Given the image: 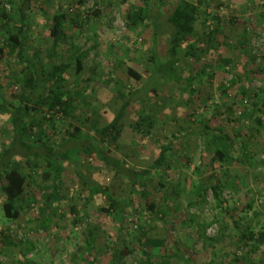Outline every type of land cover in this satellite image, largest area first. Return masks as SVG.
I'll use <instances>...</instances> for the list:
<instances>
[{
  "label": "rangeland",
  "instance_id": "374dc122",
  "mask_svg": "<svg viewBox=\"0 0 264 264\" xmlns=\"http://www.w3.org/2000/svg\"><path fill=\"white\" fill-rule=\"evenodd\" d=\"M20 1L0 0V12L5 8L13 17L12 23L18 26L21 21L15 15L14 7L20 5ZM60 1L67 6L70 15L67 36L59 47V56L48 65L62 61L73 65L63 83L75 94L77 110L75 118L59 119L53 127L48 120L51 114L39 109L36 117L42 121V129L48 135L42 138L51 142L61 141L70 123L93 134L97 127L111 122L126 95L141 87L154 70L153 50L156 49L161 60H167L174 33L168 18L179 0ZM145 1L151 5V18L129 30L126 10L144 6ZM36 3L28 18L25 51L32 60L47 54L50 42L46 31L56 11L54 0H36ZM207 11L217 16L213 25L220 26L222 32L219 47L202 54L199 59L189 58L179 64L182 80L162 77L156 83L157 92L152 102H135L119 124L124 136L118 146H113L132 166L148 168L176 133L179 138L170 152L172 168L155 171L144 193L131 196L120 177L103 164L81 156L74 161L61 158L74 180L62 179L57 191L53 179L46 180L43 173L33 171L21 162L33 184L27 187L23 212L14 221L2 212L0 190V264H141L145 256L149 264H214L223 252L233 248L238 230L230 218L225 219L226 213L218 206L211 189L207 192L206 203L197 202L192 206L189 202L192 198L196 201V196L188 192L195 183L213 182L214 175L224 184L221 196L224 206L241 207L252 201L248 219L241 223L249 222L257 232L260 231L264 224V129L255 121L230 123L227 120L226 104H233L241 83L229 89L227 94L221 91L219 83L228 85L237 75L246 80L249 95L259 91L255 99L262 111L257 116H261L264 123V73L259 71V66L264 63V0H209ZM153 22L158 24V35H155ZM1 27L0 22V46L6 44ZM224 43L233 54L229 65L221 60ZM75 53L86 54L80 74L75 73ZM64 55L67 56L65 59L62 58ZM129 67L143 75L140 82L129 78ZM228 68L230 71L226 70ZM198 69L206 73H200ZM25 72H30L25 62L8 54L0 60V85L9 103L20 102L28 93L20 81ZM190 73L196 75L193 86L207 99L205 110H198L197 117L189 115L194 99L184 76ZM240 99L236 104L238 111H250L254 107L248 98L243 102ZM214 106L220 107L221 116L210 123L226 125L233 137H238L232 149L235 158L209 169L212 149L208 141L212 136L204 129V122L209 121ZM144 111L154 113L157 124L150 134L142 137L133 129L138 115ZM14 135L10 116L0 114V153L10 145ZM26 139L30 144L39 145L38 129L32 130ZM248 142L249 148H244ZM240 155L242 161L236 160ZM198 165L203 166L199 171ZM182 180L187 181L186 187L181 184ZM99 184L109 185L120 197L117 212L107 217L99 212L106 201L97 191ZM159 190L170 205L166 217L147 212V205L156 198ZM129 198L133 199V206L128 203ZM73 207L78 211L74 213ZM42 214L49 219L50 229L39 226V221L35 220ZM224 221L230 228L225 227ZM201 226L205 228L204 237L200 234ZM91 229L94 233L92 243L88 236ZM5 230H9L15 244L3 242ZM135 235L147 239L148 244L141 248ZM126 240L133 252L121 260L114 256L113 248H122ZM29 243L35 244L31 251L28 250ZM89 247L95 251H90ZM247 250L248 247H243L238 251L243 264H264V244L254 253L248 254Z\"/></svg>",
  "mask_w": 264,
  "mask_h": 264
},
{
  "label": "trees",
  "instance_id": "16d2710c",
  "mask_svg": "<svg viewBox=\"0 0 264 264\" xmlns=\"http://www.w3.org/2000/svg\"><path fill=\"white\" fill-rule=\"evenodd\" d=\"M20 5L14 7V13L21 21V25L12 23V16L3 8L0 12L1 34L6 44L0 46V60L8 54L10 57L17 59L20 62L27 63L29 73L25 72L20 81H23L24 87L28 90L26 95L21 97L18 103L8 102L2 92L0 85V114L9 115L12 121V126L15 132L14 138L10 145L0 153V190L3 195L2 212L4 216L12 221L17 220L23 212V200L27 187L32 186L31 175L24 172L21 162H25L33 171L43 173L46 180H54V190H58L59 183L62 179L71 178L73 175L63 166L61 158L73 160L77 156L91 160L96 163H101L106 166L116 177H120L126 183V190L129 195L142 194L145 188L151 182L155 171H166L172 168L170 162V152L173 149L174 141L179 136L174 133L172 139L162 147L159 156L154 160L153 164L148 168H137L132 166L126 159L120 156L113 146H118L124 134L119 124L125 117L128 109L132 108L137 101L152 102L153 95L157 92V82L162 78L182 80L183 76L178 73V66L183 61L189 58H200L204 53H210L213 49H217L222 41L221 29L214 27L213 21L217 16L213 13H208L207 7L209 0H179L174 10L169 15V22L174 28L173 36L170 40L167 60H161L156 49L153 50L151 60L154 63V70L149 74L147 80L141 87L130 91L124 103L111 122L97 127L95 133L84 132L79 126L71 123L65 128L64 138L57 142L56 140L43 139L42 136H48L46 131L42 129V121L36 117L39 109L46 110L51 116L48 119L53 127H56L59 119L75 118L77 110V99L72 91L66 88L63 83L66 80V74L72 71L73 65L62 61L58 64L53 63L48 65V62L59 56V47L64 42L67 36V25L69 22V11L67 6L60 0H54L56 11L52 16L49 27L46 31V38L50 42L47 54L37 60L28 58L25 53L28 47V18L30 11L36 7V0H21ZM125 2V0H124ZM125 21L129 30H134L140 22H144L151 18V5L149 2L144 3V6L128 9L125 12ZM4 20V21H3ZM4 22V23H3ZM212 24V25H211ZM17 27V28H16ZM155 35H158V24L153 22ZM8 48V50H7ZM85 53H75V73L80 74L84 68L83 60ZM67 57L64 55V58ZM233 54L229 45L225 44L222 48L221 60L226 65L231 64ZM230 71V69H226ZM259 71L264 73V63L259 66ZM198 72L206 73L205 70L198 69ZM128 76L131 79L140 82L143 75L133 67H129ZM195 73H190L184 76L189 86V92L193 97L190 106L189 115L197 117V112L200 109L206 108L207 99L201 96L197 89L193 86ZM246 80L239 76H234V80L228 85L222 81L219 83V88L225 94L228 90L235 87L238 82L241 85L237 88L236 97L233 104H226L227 120L232 122L247 123L255 121L260 128L264 129V123L261 116H257L259 111H262L255 97L259 96V91H253L254 95H249L250 89L247 86ZM264 90V89H263ZM252 91V90H251ZM241 97V99L239 98ZM246 98L254 106L250 111H238L236 104L240 99L243 102ZM34 112V114L31 112ZM221 116L219 106H214L212 115L208 122H204V129L211 132L212 138L208 141V145L212 149V157L208 162L209 169H215L220 163L233 160L235 157L232 154V149L235 140L238 136L233 137L228 131L226 125L211 124L213 120ZM233 116V118H232ZM45 118V117H44ZM41 123V124H40ZM157 124L156 115L152 112H141L134 125V133L140 134L142 137L150 134ZM38 129L40 144H30L26 137L34 129ZM240 136V135H239ZM246 137V136H245ZM250 137V136H248ZM243 143L244 140H243ZM244 148H249V142L244 144ZM243 153V152H242ZM190 159V155H188ZM236 160L242 161L241 155L236 157ZM46 165V168L43 166ZM203 168L198 165L197 171ZM213 182L210 183H195L188 190L190 195L196 196V201L189 202L192 206L199 202L204 204L207 202V192L211 189L218 206L226 213L225 219L230 218L234 222L235 228L238 230L236 243L231 250L225 251L214 264H243V257L238 255V251L243 247H248V254L254 253L264 244V224L260 231H256L253 225L249 222L242 225V221L247 220L248 212L252 209V201L243 204L241 207H226L222 200V192L224 184L220 178L214 175ZM187 181L182 180L181 184L186 187ZM160 186L165 184L160 183ZM231 186V183H229ZM162 189V187H158ZM97 191L105 198V205L99 208L100 214L109 216L112 212H117L120 197L111 191L109 185L99 184ZM51 199V197L49 198ZM131 206L134 205L132 198L128 202ZM169 203L163 192L159 190L157 196L147 205V212L156 216L160 214L162 217L168 216ZM75 213L78 210L73 207ZM192 220L194 215L191 217ZM35 220L39 221V226L50 229L51 223L43 214ZM225 227L230 228V225L224 221ZM200 231L201 236H205V228L203 226ZM89 242L94 241L93 229L88 233ZM141 248L145 247L147 239L135 235L134 236ZM3 242L7 245L15 244L9 234V230L3 231ZM28 250L35 248L34 243H29ZM89 250L95 251L89 247ZM133 252L128 240L124 241L122 248H113V254L118 259H124ZM219 258V257H218ZM149 259L145 256L141 264H149Z\"/></svg>",
  "mask_w": 264,
  "mask_h": 264
},
{
  "label": "built area",
  "instance_id": "2783aa9c",
  "mask_svg": "<svg viewBox=\"0 0 264 264\" xmlns=\"http://www.w3.org/2000/svg\"><path fill=\"white\" fill-rule=\"evenodd\" d=\"M30 233H33V231H31ZM30 233L28 234L30 236Z\"/></svg>",
  "mask_w": 264,
  "mask_h": 264
}]
</instances>
